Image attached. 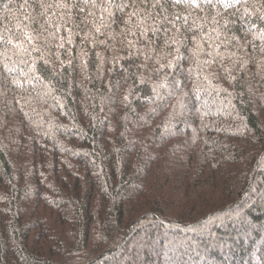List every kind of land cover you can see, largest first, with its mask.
I'll list each match as a JSON object with an SVG mask.
<instances>
[{"label": "trees", "instance_id": "16d2710c", "mask_svg": "<svg viewBox=\"0 0 264 264\" xmlns=\"http://www.w3.org/2000/svg\"><path fill=\"white\" fill-rule=\"evenodd\" d=\"M226 2L0 0V264H264V0Z\"/></svg>", "mask_w": 264, "mask_h": 264}, {"label": "snow or ice", "instance_id": "6c2138e0", "mask_svg": "<svg viewBox=\"0 0 264 264\" xmlns=\"http://www.w3.org/2000/svg\"><path fill=\"white\" fill-rule=\"evenodd\" d=\"M85 3L88 2V0H84ZM183 2L187 7H191V8H200L201 7V3L204 4H211L212 0H176V3H181ZM222 3H224V7H229L231 5H229L226 0H221ZM240 0H236V3H239ZM65 6L66 5H62ZM99 29H97L98 31ZM71 42V40L69 39V43ZM61 47H63V44L60 45Z\"/></svg>", "mask_w": 264, "mask_h": 264}, {"label": "rangeland", "instance_id": "374dc122", "mask_svg": "<svg viewBox=\"0 0 264 264\" xmlns=\"http://www.w3.org/2000/svg\"><path fill=\"white\" fill-rule=\"evenodd\" d=\"M196 232H204V233H207V225L203 229H201L199 231H196Z\"/></svg>", "mask_w": 264, "mask_h": 264}]
</instances>
